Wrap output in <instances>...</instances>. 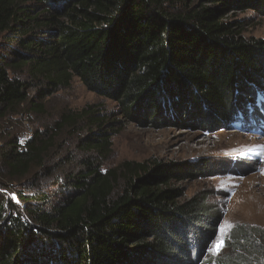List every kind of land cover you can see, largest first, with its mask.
I'll use <instances>...</instances> for the list:
<instances>
[{"label":"trees","instance_id":"obj_1","mask_svg":"<svg viewBox=\"0 0 264 264\" xmlns=\"http://www.w3.org/2000/svg\"><path fill=\"white\" fill-rule=\"evenodd\" d=\"M245 11L264 19V0H0V122L26 103L42 111L78 79L147 127L168 124L172 113L206 131L254 126L264 121V39L224 20ZM97 115L88 107L55 124L96 128L62 184L20 193L22 206L0 185V264H204L219 216L174 185L204 166L148 160L103 169L113 133ZM57 130L22 146L2 138V178L50 174ZM231 237L213 264H264V229L239 227Z\"/></svg>","mask_w":264,"mask_h":264},{"label":"rangeland","instance_id":"obj_2","mask_svg":"<svg viewBox=\"0 0 264 264\" xmlns=\"http://www.w3.org/2000/svg\"><path fill=\"white\" fill-rule=\"evenodd\" d=\"M224 20L239 22L245 38L264 39V19L253 11L229 14ZM1 44L3 36L0 35ZM34 98V93H31L30 100L37 104ZM88 107H92L104 120V128L113 133L111 153L102 162L103 169H113L124 161L148 160L204 166L202 173L174 183L182 192L183 199L201 195L219 216L217 236L207 250L204 264H213L211 260L214 257L228 254L233 245V229H264V154L249 153L250 149L258 152L257 146H264V121L251 127L234 123L225 129L206 131L189 121L182 123L172 113L168 115V124L163 122L158 128L147 127L121 118L113 102L90 92L78 79H74L69 89L46 99L42 111L31 112L30 105L26 103L18 115L0 122V145L2 138L11 135L22 146L36 133L46 130L55 133V124L62 114L77 113ZM95 129L86 122L80 123L79 129L57 130L54 147L45 164L50 174L35 171L23 180L9 181L2 178L5 175L0 165V185L6 189L3 192L14 204L22 206L18 198L20 193L46 191L62 184L67 172L78 169L84 155L78 147ZM222 228H226L223 235ZM219 240L223 241V247L214 254L210 248ZM227 242L230 244L226 247ZM245 257L249 262L256 259V255Z\"/></svg>","mask_w":264,"mask_h":264},{"label":"snow or ice","instance_id":"obj_3","mask_svg":"<svg viewBox=\"0 0 264 264\" xmlns=\"http://www.w3.org/2000/svg\"><path fill=\"white\" fill-rule=\"evenodd\" d=\"M257 148L259 149L258 152L255 149H250L249 153L264 154V146H257ZM227 227H231V225H228ZM225 231H226V228H222L221 235H223ZM222 247H223V241L219 240L212 246V248H210V251H212L215 254V253H218L220 248Z\"/></svg>","mask_w":264,"mask_h":264}]
</instances>
